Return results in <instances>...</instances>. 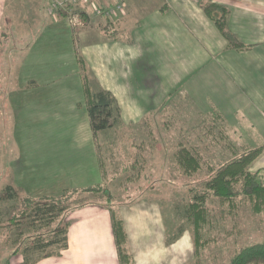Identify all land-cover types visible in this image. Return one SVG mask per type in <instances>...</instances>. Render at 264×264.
<instances>
[{
  "label": "crops",
  "instance_id": "0c3cea01",
  "mask_svg": "<svg viewBox=\"0 0 264 264\" xmlns=\"http://www.w3.org/2000/svg\"><path fill=\"white\" fill-rule=\"evenodd\" d=\"M49 1L34 9L40 11L37 18L29 5L20 26L7 19L18 15L22 20L21 14L16 15L10 0H0V43L13 46L7 61L0 59L13 74L7 111L16 155L10 171L23 196L102 184L108 173L101 164L98 140H107L116 127L144 130L150 123L140 121L158 115L181 94L206 111L213 104L227 105L236 117L233 124L264 130V0H94L93 5L103 7L122 5L119 18L106 28L102 21L109 17L78 0L75 8L85 13L87 22L76 33L65 20L56 21L50 13L49 17ZM205 2L228 9L229 28L246 48L229 45L204 10ZM36 19L47 21L37 26ZM5 21L12 35L1 41ZM78 52L88 64L94 88L111 92L121 114V125L100 131L98 137L91 125ZM263 167L264 153L251 169ZM113 206L123 217L134 264L193 262L189 232L171 244L165 239L167 226L157 201L141 196ZM69 220L67 248L34 264H121L111 212L102 202L82 205ZM253 221L264 225V211L252 212L246 220L256 228ZM223 250L214 246V253ZM24 257H13L14 264Z\"/></svg>",
  "mask_w": 264,
  "mask_h": 264
},
{
  "label": "rangeland",
  "instance_id": "374dc122",
  "mask_svg": "<svg viewBox=\"0 0 264 264\" xmlns=\"http://www.w3.org/2000/svg\"><path fill=\"white\" fill-rule=\"evenodd\" d=\"M44 1L10 0V6L15 8L16 15L21 14L22 20H19L18 15L7 20H12L11 22L16 20L20 26H24L23 14L27 13L28 6L32 5L34 12V9L43 5ZM57 1H49L48 15L52 14L56 21L65 20L75 33L78 27L86 25L87 20L79 18V11L75 8V4L79 3L78 0L70 3L68 1L58 8L55 5ZM81 1L95 7L96 14L105 16L107 9L119 5L103 7L96 2L93 5L94 0ZM58 9L64 10L66 15L59 14ZM7 12H11L10 8ZM39 12H34L36 18L40 17ZM121 12L119 11L115 19L119 18ZM71 13L73 14L70 15ZM68 16L76 18L73 17L70 20ZM109 18L106 17L107 20L102 21V24H105L102 28L108 27V24L115 20ZM46 21L36 19V25L39 26L40 22L46 23ZM98 22L96 19V23ZM10 27L5 21L1 27V41L7 40L12 35ZM19 33L23 34V30H19ZM20 34L17 38H20ZM12 47L7 42L0 43V59L5 58L3 60L7 61V53ZM11 70L12 67H8L5 62L3 65L0 64V264H14L13 257L19 254L25 256L21 259L23 262L28 259L34 263L59 255L62 250H57V244L44 251L32 245L33 238L40 233L46 234L47 239L53 237L50 233L47 235V231L62 230L61 228L66 225V219L68 221L74 211L87 203L102 202L103 206L111 212L108 204L113 206L119 205L120 202H134L141 196H146L151 202L159 203L167 226L165 239L168 243L176 242L185 231L190 233L195 250V259L191 264H231L233 256L243 247L264 241V225L262 223L258 225L256 221H253L252 224L258 225L255 228L246 222L252 212L260 214L264 211V208L261 212L254 211L249 197L241 196L232 201H220L216 197H209L203 209L206 212L205 220H202L201 212L195 219H193L194 216L186 218L185 205L192 202L195 191L200 193L206 191V184L212 173L210 166L215 169L241 153L244 148L254 146V143L255 145L263 144L264 130L253 131L251 126L247 129L246 125L244 129L243 125H240L242 128L240 129L239 124L232 123L236 117L233 116L231 107L213 104V108L206 111L200 108L197 100L182 94L169 100L158 115L148 116L146 120L140 121V124L147 121L150 123L144 130L135 125L120 128L122 123L120 117V121L114 125L119 124V128L116 127L115 132H109L107 140H98L97 148L101 156V164L106 167L108 173L101 181L103 184H100L103 187L101 190L91 192L85 187H71L56 195L23 196L21 190L13 183V175L10 171L11 161L16 155V146L12 139L14 132L10 130V115L7 111L9 102L7 93L11 88L9 82L13 80ZM238 119L240 120L239 117ZM153 126L156 128L153 129ZM183 149H190L201 155V167L189 174L179 164V155ZM254 163L255 161L251 164V168ZM8 184L14 185L19 190L15 199H6L3 194ZM104 188L108 191L105 192ZM59 196L62 206L67 207L68 211L63 213L61 218L54 220L50 228L34 230L28 216L22 214L26 208V201L46 199L51 201V198H59ZM249 205L251 210H248ZM54 238L56 240L62 238V234L54 235ZM207 246L211 249L210 251H207ZM214 246H222L224 250L214 253ZM129 249L131 251L130 244ZM47 253L53 254L45 256Z\"/></svg>",
  "mask_w": 264,
  "mask_h": 264
},
{
  "label": "trees",
  "instance_id": "16d2710c",
  "mask_svg": "<svg viewBox=\"0 0 264 264\" xmlns=\"http://www.w3.org/2000/svg\"><path fill=\"white\" fill-rule=\"evenodd\" d=\"M70 3V2H68ZM204 10L215 20V23L227 38L229 45L236 49L246 48L245 45L235 34H233L228 25V9L224 6L205 2ZM58 13L66 15L64 10L58 9ZM79 18L84 19L85 13L78 12ZM81 74L84 80V90L88 104V111L91 119V125L96 137L102 130L113 127L120 121V110L116 99L111 92L105 90H96L92 83V74L84 56L77 53ZM264 152V143L256 146H250L231 159L225 161L220 166L213 169L210 166L211 175L206 184V191L200 193L195 191L192 202L185 205L186 218L194 216L198 217L199 212L202 213V220H205L206 212L203 211L204 204L209 197H216L220 201H232L238 197H249L253 209L261 212L264 208V167L256 171L251 169V164ZM201 155L190 149H183L179 155V164L184 171L189 174L201 167ZM103 187L92 186L87 188L88 191L101 190ZM105 192L108 190L106 188ZM19 190L12 184H8L3 191L6 199H15ZM112 198L111 194H109ZM28 197V196H27ZM47 198V197H46ZM29 199V198H28ZM46 199L44 201H26V208L22 214H26L30 220V225L34 230H43L50 228L53 221L61 218V215L68 211V208L62 206L61 197ZM111 209L113 232L119 254L121 264H134L133 255L129 249V239L125 228L124 220L118 209L112 204L107 205ZM197 216V217H196ZM23 217H25L23 215ZM18 222V220H17ZM197 222V220H196ZM69 220L66 219V225L62 230L47 231L53 237L46 238V234L40 233L33 238L32 245L40 250H47L57 244V250L61 251L68 246V227ZM198 226V224H197ZM63 232V233H62ZM49 234V235H50ZM62 234V238L55 239L54 235ZM27 249V247H26ZM53 253H47L49 256ZM32 260H24L21 264H33ZM231 264H264V241L256 242L243 247L231 260Z\"/></svg>",
  "mask_w": 264,
  "mask_h": 264
},
{
  "label": "built area",
  "instance_id": "2783aa9c",
  "mask_svg": "<svg viewBox=\"0 0 264 264\" xmlns=\"http://www.w3.org/2000/svg\"><path fill=\"white\" fill-rule=\"evenodd\" d=\"M75 2L76 0H58L57 1V3L55 4L56 6H57V8L58 7H61V6H64L65 4H66V2ZM54 4V3H53ZM121 10H122V5H117L116 7H113V8H110V9H107L106 10V15L108 16V17H110V18H112V19H115L116 18V16H118V14H119V11L121 12ZM73 13H71L70 15H72ZM69 15V16H70ZM68 16V18L70 19V18H73V17H75V16H73V17H69ZM76 18V17H75ZM71 20V19H70Z\"/></svg>",
  "mask_w": 264,
  "mask_h": 264
}]
</instances>
